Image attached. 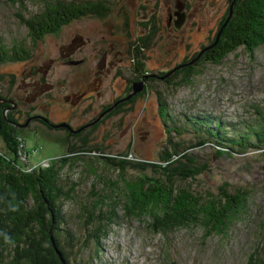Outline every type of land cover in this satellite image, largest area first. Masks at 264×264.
Wrapping results in <instances>:
<instances>
[{"label": "rangeland", "instance_id": "obj_1", "mask_svg": "<svg viewBox=\"0 0 264 264\" xmlns=\"http://www.w3.org/2000/svg\"><path fill=\"white\" fill-rule=\"evenodd\" d=\"M43 1L24 0V6L18 8L0 0V38L5 44L22 42L31 48L26 29L15 15L38 12ZM106 1L110 11L105 18L74 20L32 48L28 61L0 64V98L10 99L23 113L49 120L50 125L67 122L77 131L54 126L51 130V126L48 129L29 121L24 139L16 140L18 162L27 169H37L62 156L91 159L95 155L156 164L169 138L173 144L190 148L196 163L206 166L194 180L178 181L181 186L189 185L202 196L224 189L250 191L251 196L247 214L233 222L223 240L216 236L202 240L198 228L167 236L152 234L146 227L148 218H125L118 209L109 234L97 245L90 241L82 251L77 249L81 252L77 259L84 264H247L255 253L264 259V240L260 239L264 230V151L238 154L209 143L195 146L198 138L192 133L167 135L157 105L159 97L175 126L189 117L207 114L227 126L263 125L264 46L252 59L238 48L218 66L205 63L182 87L166 85V77L158 80L157 75L181 67L182 61H189L208 46L215 33H222L235 0ZM151 17L158 32L151 43L140 48V39L148 36L145 26ZM134 51L144 58L143 69L138 71L132 66ZM137 77L144 85L139 95L133 102L129 99L117 104L128 95L126 90L132 89ZM77 134L83 135L78 139L82 141L69 136ZM83 141L94 152L70 150L82 148ZM144 171L154 175L152 167ZM96 174H91L83 161L67 164L60 171L65 189L74 185L71 200L62 205L66 227L81 243L86 240L88 218L80 213V204L110 188L107 183L118 180L119 172L98 164Z\"/></svg>", "mask_w": 264, "mask_h": 264}, {"label": "trees", "instance_id": "obj_2", "mask_svg": "<svg viewBox=\"0 0 264 264\" xmlns=\"http://www.w3.org/2000/svg\"><path fill=\"white\" fill-rule=\"evenodd\" d=\"M7 1L18 8L24 6V0ZM109 4L106 0H44L40 10L34 14L24 16L17 12L15 16L26 29V38L31 48L22 42L8 46L0 38V64L28 61L31 49L46 36L57 34L63 26L85 16L105 18L110 11ZM226 16L227 13L224 20ZM147 26L149 33L140 39V48H145L155 36L154 20L149 19ZM221 32L220 36H214L208 46L202 47L192 56L189 60L192 63L189 64L185 59L180 63L181 67L161 72L157 79L166 77L164 84L182 87L189 84L203 64L218 66L238 48H243L252 59L255 51L264 46V0H235L231 16ZM133 53V70L143 69V56L137 51ZM172 70L175 72L170 75ZM134 80L136 82L131 84L142 82L140 77ZM130 87L125 95L129 94ZM136 96L129 101L133 102ZM157 105L167 135L192 133L198 138L195 146L209 143L222 150H235L238 154L249 150L264 151V124L227 126L207 114L189 117L184 124L175 126L173 118L167 114L164 101L159 97ZM2 116L0 108V142L3 145L0 148V264H84L81 259H77L76 255L81 252L76 250L82 251L90 241L97 245L99 239H104L115 223L118 209L125 218L140 221L148 218L145 220L146 227L152 234L167 236L177 230L198 228L202 240L212 236L225 239L233 222L247 214L250 191L224 189L216 195L207 193L202 196L192 190L191 186L177 183L194 180L206 170V166L196 163L193 155L188 152L190 148L173 144L169 138L165 149L159 152L156 164L95 155L91 159L62 156L47 167L27 169L17 160L19 146L13 135V127L6 124ZM69 136L76 138V141L79 136L83 137L80 134ZM81 146L70 150H84L87 143L83 141ZM86 150L78 152H94L90 147ZM76 161H83L93 175H97L98 164L119 172L118 180L104 182L110 188L101 189L92 201L79 206L80 213L88 218L84 243L67 229L65 215L62 213L63 202L71 200L74 185L65 189L60 171ZM146 167H152L154 175L144 171ZM129 169L132 170L130 174ZM260 239L264 240V230L260 233ZM94 254L97 256L98 251L95 250ZM252 256L247 264H264L259 254Z\"/></svg>", "mask_w": 264, "mask_h": 264}, {"label": "flooded vegetation", "instance_id": "obj_3", "mask_svg": "<svg viewBox=\"0 0 264 264\" xmlns=\"http://www.w3.org/2000/svg\"><path fill=\"white\" fill-rule=\"evenodd\" d=\"M142 10H145V9H143V7H142ZM150 19L154 20V17H151ZM145 28H146V30L149 29L148 26ZM154 29L156 30V32H158L157 28H154ZM215 36H216V33H215ZM69 63L74 64V65L77 64V62H75V61H69ZM0 108H1V113L3 115L2 117L5 121V123L9 124L10 126L13 127V135H15L16 139H18V140L24 139L25 134L23 131L27 130L26 127H28L29 123H31L32 121L34 123H38L42 126H45L48 129L51 126V128H50L51 130H52L53 126H57V125H61V124L69 126V128H71L67 122L60 121L56 125H53V124L50 125L49 120H47L41 116L29 115V112L23 113V112H21V110H18L19 107H16V105L10 99H8L6 97L0 98ZM25 116H26V118L24 119L25 122L22 123L23 121H21V120ZM10 118H12V119H10ZM27 123H28V125H26ZM0 128H1V126H0ZM3 129H5V128L3 127ZM61 129H65V130L69 131L68 129H66V127H62Z\"/></svg>", "mask_w": 264, "mask_h": 264}, {"label": "water", "instance_id": "obj_4", "mask_svg": "<svg viewBox=\"0 0 264 264\" xmlns=\"http://www.w3.org/2000/svg\"><path fill=\"white\" fill-rule=\"evenodd\" d=\"M223 26H225V24H224ZM218 36H219V34L217 35V37H218ZM141 89H142V85H141V83H135V84H133L130 93H129L125 98H123V99H121V100H118V101H117V104H118L119 102H125V101L131 99L134 95L138 94V93L141 91ZM106 113H107V111L104 112L103 114H101V116L104 115V114H106ZM54 127H56V128L66 127V129H68V130H70V131H72V132H77V131H73L71 128H69V126H66V125H63V124H61V125H57V126H54Z\"/></svg>", "mask_w": 264, "mask_h": 264}]
</instances>
